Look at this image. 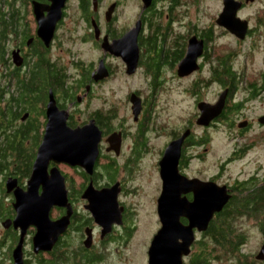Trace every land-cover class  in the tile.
Returning a JSON list of instances; mask_svg holds the SVG:
<instances>
[{
	"label": "flooded vegetation",
	"instance_id": "1",
	"mask_svg": "<svg viewBox=\"0 0 264 264\" xmlns=\"http://www.w3.org/2000/svg\"><path fill=\"white\" fill-rule=\"evenodd\" d=\"M189 3L191 7L181 0H65L61 19L46 43L37 31L39 19L49 15L50 0H0V133L23 130L28 137L18 151L9 150L0 158V264L15 263L13 251L20 239V228L13 226L16 200L27 193L51 99L66 114L68 128L88 125L99 131L98 151L91 165L89 159L81 166L49 160L46 173L59 169L67 206L50 207L48 217L55 222L67 216L69 224L48 252H32L36 227L26 228L23 264L43 260L48 264L61 245L85 250L88 256L79 264L99 263L103 246L129 238L133 228L127 222L128 204L122 199L136 194L140 181L152 194L159 224L158 205L173 213L179 209L180 221L187 225L184 216L191 214L190 206L207 205L205 196L212 197L215 191L207 207L216 200L223 204L206 229L217 214L227 213L232 230V220L246 216L250 218L247 229L262 231L264 202L253 207L255 199L248 210L236 205L245 197L252 200L255 189L264 190V47L256 48L264 15L255 18L253 25L237 14L247 21L240 38L216 19L215 26L184 22L195 0ZM243 8L244 4L238 11ZM70 11L76 19L66 22ZM214 29L227 44L231 37L234 46L211 47L217 35ZM191 39L194 46L201 42V47L195 52L193 71L180 76L178 69ZM243 45L247 48L241 53ZM83 48L96 51V57L86 59ZM258 51L260 66L254 63ZM68 53L71 59L65 57ZM43 65L56 79L42 91H31L29 103H21L15 76L32 82L33 70ZM119 74L136 77L138 85L126 86L124 95L116 98L109 80ZM172 91L193 105L194 112L173 115L171 124L158 123ZM9 113H14L11 122L6 120ZM41 186H37L39 195ZM195 193L200 195L198 200ZM99 198L109 203L115 198L117 207L98 223L88 205L101 204ZM116 211L120 219L115 218ZM196 232L194 241L203 234ZM241 238L245 243L242 232ZM193 245L183 264L195 252Z\"/></svg>",
	"mask_w": 264,
	"mask_h": 264
},
{
	"label": "water",
	"instance_id": "2",
	"mask_svg": "<svg viewBox=\"0 0 264 264\" xmlns=\"http://www.w3.org/2000/svg\"><path fill=\"white\" fill-rule=\"evenodd\" d=\"M51 7L49 15L45 20L39 19L38 35L43 34L48 43L52 37L54 26L62 16V9L65 0H50ZM249 0H245L247 3ZM222 9L217 17L216 23L220 26L227 28V30L240 38H243L247 21L241 20L237 16V11L242 7V2L239 0H222ZM126 36V35H125ZM123 37L124 39L126 37ZM201 47V42L194 46V39L189 41L186 54L178 69V74H188L193 71L197 50ZM199 52V51H198ZM53 99L47 105V123L43 133V139L40 147H38L37 158L33 162L32 174L28 181L27 193L20 199L16 200L15 205L17 216L14 219V227L20 228V239L16 246L14 253V264H23V238L26 233V228L35 226L36 232L32 238V252L42 251L48 252L55 245L57 237L66 230L69 224L68 217L64 216L59 221L52 222L47 211L50 207L67 206L66 197L64 194L63 176L59 173V169L53 168L47 172V164L49 160L55 164L65 163L68 165H83V161L89 159V165L96 157L99 140V131L93 130L90 126L86 125L82 129L68 128L65 124V113L55 108ZM204 107V106H203ZM201 108V110L203 109ZM202 113H204L202 111ZM54 114L55 117L52 116ZM58 115L62 119L58 118ZM264 119H261L263 121ZM202 123V122H199ZM87 167V166H85ZM88 169V168H87ZM43 188L42 193L38 194V187ZM215 192V191H214ZM205 196L207 205L194 208L191 207V214L184 216L188 224L183 225L180 221L182 216L178 210L173 211L168 208L160 209L158 205V216L161 227L151 238L150 245L147 251V264H182L181 258L186 257L190 252V245L195 239L197 233H203L206 230L209 222L212 219L215 211L220 210L223 201L216 200L209 207L208 204L214 200L216 193ZM195 200L200 198L198 193L194 194ZM212 199V200H211ZM204 200V199H203ZM170 201V200H169ZM117 207L115 198L111 199L112 203ZM195 203V202H194ZM205 203V202H204ZM172 203H170L171 205ZM114 206V205H113ZM172 207V206H171ZM89 211L99 223V218L105 215L102 210L101 204L90 203L88 205ZM117 212V211H116ZM117 219H120V213H116ZM119 224L120 221H112ZM112 222H106L110 226ZM104 226V225H103ZM109 230H107L108 232ZM104 232V230L102 231ZM89 238H86V242ZM257 259L264 260V245L256 255Z\"/></svg>",
	"mask_w": 264,
	"mask_h": 264
},
{
	"label": "rangeland",
	"instance_id": "3",
	"mask_svg": "<svg viewBox=\"0 0 264 264\" xmlns=\"http://www.w3.org/2000/svg\"><path fill=\"white\" fill-rule=\"evenodd\" d=\"M77 0H73V3ZM193 1V0H191ZM244 4V8L241 11H238V15L242 19H248L250 21V24L255 23V18L259 17V15H264V0H249L247 3H244L245 0H239ZM186 3L188 7L190 6L189 0H181V4L183 5ZM222 0H195L194 9H191L189 15L184 16L183 13H181V17H185L186 20L184 22L191 21V23L196 22L198 26H207V25H214L215 26V19L217 20L218 15L220 14V11L222 9ZM184 7H182L183 9ZM240 10V9H239ZM69 15H73V13L70 11ZM71 16L67 17L66 22H71L75 20L74 17L71 18ZM184 29H181L180 32H182ZM139 31V28L137 27L136 33ZM216 40L214 41V44L211 45V47L214 48H231L234 46L232 38L229 37L228 44L227 42H223V36H218L219 31L217 29H214ZM258 32L262 33V36L259 35L258 41H257V50L262 49L261 47H264V25H261V28L258 26ZM70 45V43H68ZM242 48H239V50L244 51L247 46L243 45ZM83 52L85 53L84 57L86 59H92L95 58L96 51L88 50L87 48H83ZM259 53L255 56L254 63L256 65H259L261 62V56H259ZM68 53L65 57L68 59H71L72 56ZM264 64V63H262ZM260 66V65H259ZM101 74L103 73V67H101ZM137 78L132 77L128 78L121 74L116 75L113 79L111 78L109 81L110 86H112L115 89V97L119 98L124 95L123 92H125L126 86H135L138 85ZM142 78H138V80H141ZM189 78L183 79L182 82L185 80H188ZM184 85L181 86V91H183ZM165 104V103H164ZM166 108H164L163 111L160 112L162 117L158 120V123H167L171 124L173 122V118H171L173 115H178L185 117L187 115H192L194 112V107L188 101L182 96V99L177 93L171 92L169 95V98L167 100ZM66 118V114H65ZM221 145V144H220ZM220 145L216 146V148L219 150ZM237 166V165H235ZM140 188H137L136 194H132L131 196H123L122 201H125L128 206V221L130 224V227L133 228L131 230V234L129 235V238H125L122 240H119L118 242H111L103 246L104 250L102 252V260H100L97 264H147V251L148 247L151 242V238L153 235L159 230L160 224L158 221V217L154 215L153 212V204H152V194L150 190H148V187H143L144 183L141 181ZM179 210V209H178ZM236 218L235 220H232L231 224L233 226V231H242L245 235V243H243L242 249L240 251H237L236 253L229 252V254H225L221 257L220 251H216L215 254L217 255L216 259L213 260L212 256L209 258V264H264V261L261 262V260L255 259L256 253L259 251V249L262 246V234L260 230H251L247 229L245 227V222H248L247 219L244 217ZM124 231V230H123ZM199 237V234L196 235V238ZM203 239L207 242L209 249L211 248V243L206 240L205 237ZM201 239V240H203ZM194 242V241H193ZM192 245V244H191ZM197 249V248H196ZM193 246V251L196 250ZM188 257V256H187ZM190 258H188L189 260ZM237 259H240L237 261ZM188 260L184 261V264L188 262Z\"/></svg>",
	"mask_w": 264,
	"mask_h": 264
},
{
	"label": "trees",
	"instance_id": "4",
	"mask_svg": "<svg viewBox=\"0 0 264 264\" xmlns=\"http://www.w3.org/2000/svg\"><path fill=\"white\" fill-rule=\"evenodd\" d=\"M163 44L162 42L160 43ZM47 67L45 65L41 67H37L36 70H33L34 77L32 79V82H29V78L23 81L24 79H21V76L16 75L15 79L18 81V88L20 89V96L19 99L21 100V103L25 101L24 103H29V95L32 91L37 90H43L44 87L48 84H52V82L56 79L55 75L51 72H48L46 70ZM55 78V79H54ZM14 79V80H15ZM28 83V84H27ZM22 90V91H21ZM23 93V94H22ZM21 97V98H20ZM19 101V100H18ZM27 107V106H25ZM21 108L23 109V106L21 105ZM10 117H4L7 121H10V118L14 116V113H9ZM18 134H5V132L0 133V158H3L9 150L11 151H18L19 144L22 145L23 141L22 139H27L28 137L25 136V131L18 130ZM5 134V136L3 135ZM17 135V136H16ZM32 139L36 141V137L33 136ZM253 199L250 198L243 199L240 201L236 207L237 208H246L249 206L250 203H252L255 199L257 200L254 202L253 207H256L257 204H261L264 202V190L261 189H255L253 191ZM251 207V206H250ZM245 219H250L246 216H243ZM230 216H227V213L225 214H217L215 218H213L210 227L208 229L203 231V234H201L197 240L194 241V248L196 249L191 258L188 260L186 264H209V258L212 256V259L215 260L217 255L215 254L216 251H220V256L222 257L225 254H229V252L236 253L237 251H240L242 248V238H241V230L238 232L236 230H232L230 224H229ZM242 218L240 217V220ZM261 234L264 235V227L262 228ZM203 237L206 238L208 242L211 243V249H209V246L207 242L203 239ZM203 239V240H201ZM85 250H81L76 246L68 245L63 246L61 245L55 252L54 255H52V258L48 261V264H55L61 261H66L72 264H79L83 261L85 262L86 253H84ZM67 258V259H66ZM240 259H237L239 261ZM38 264H47L45 260Z\"/></svg>",
	"mask_w": 264,
	"mask_h": 264
},
{
	"label": "bare ground",
	"instance_id": "5",
	"mask_svg": "<svg viewBox=\"0 0 264 264\" xmlns=\"http://www.w3.org/2000/svg\"><path fill=\"white\" fill-rule=\"evenodd\" d=\"M101 67V66H100ZM100 67H98V73L100 72ZM98 201L101 203V207L103 208L102 210L105 212V214H111V208L113 207V205H115L113 203V205H110L109 202L103 200V198H99ZM104 203V204H103ZM115 218H117V216H115ZM190 253V252H189ZM184 258V257H183ZM183 258H181L183 260ZM183 264V263H182Z\"/></svg>",
	"mask_w": 264,
	"mask_h": 264
},
{
	"label": "clouds",
	"instance_id": "6",
	"mask_svg": "<svg viewBox=\"0 0 264 264\" xmlns=\"http://www.w3.org/2000/svg\"><path fill=\"white\" fill-rule=\"evenodd\" d=\"M196 233H197V232H196ZM194 240H195V239H194ZM192 243H193V242H192ZM242 246H243V244H242ZM262 246H263V245H262ZM262 246H261V248H262ZM261 248L259 249V251L261 250ZM241 249H242V248H241ZM241 249H240V250H241ZM259 251H258V252H259ZM258 252L256 253V255L258 254ZM256 255H255V257H254L255 259H257V258H256ZM257 260H261V259H257ZM261 261H262V260H261Z\"/></svg>",
	"mask_w": 264,
	"mask_h": 264
}]
</instances>
